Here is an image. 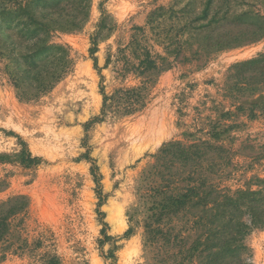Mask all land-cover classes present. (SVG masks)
Segmentation results:
<instances>
[{"label": "rangeland", "instance_id": "rangeland-1", "mask_svg": "<svg viewBox=\"0 0 264 264\" xmlns=\"http://www.w3.org/2000/svg\"><path fill=\"white\" fill-rule=\"evenodd\" d=\"M4 1L11 15L36 0ZM67 8L79 23L77 1ZM17 22L9 16L0 35L10 52ZM50 43L66 49L70 71L36 99L20 96L0 57V203L27 202L0 264H155L144 222L158 164L179 188L195 181L264 197V83L230 78L264 54V0H90L82 28ZM147 55L159 72L146 69ZM133 89L144 96L140 112L102 119V92ZM173 142L197 146L192 160L173 149L159 161ZM245 244L246 264H264V229Z\"/></svg>", "mask_w": 264, "mask_h": 264}, {"label": "trees", "instance_id": "trees-1", "mask_svg": "<svg viewBox=\"0 0 264 264\" xmlns=\"http://www.w3.org/2000/svg\"><path fill=\"white\" fill-rule=\"evenodd\" d=\"M71 1H23L10 15L5 1L0 0V35L11 30L7 19L14 16L18 22L13 30L21 38L17 42L18 52H10L0 42V51H6L0 52V57L8 60L13 85L25 100L46 94L70 71L66 49L50 42L53 34L79 30L85 23L90 0H76L82 14L77 24L67 21L72 18L67 14ZM90 52L94 54L95 50ZM149 57L145 59L146 69L159 72ZM246 72L250 75L245 78ZM230 78L238 83L254 80L264 83V54L234 66ZM140 92V89L117 91L110 97L102 92V119L111 109L124 116L140 112L145 107ZM195 148L198 147L173 142L164 146L158 160L163 162L173 149H177L178 157L192 160L190 150ZM163 169L164 164H158L149 174L152 187L147 189L145 197L150 205L144 222L145 247L152 261L155 264H246L247 237L256 229H264L262 193L239 191L230 195L213 188L207 191L206 186L202 188L195 181L179 188L165 178ZM210 194H214L213 198H209ZM26 208V198L22 196L0 203V245L8 237L12 220Z\"/></svg>", "mask_w": 264, "mask_h": 264}, {"label": "bare ground", "instance_id": "bare-ground-1", "mask_svg": "<svg viewBox=\"0 0 264 264\" xmlns=\"http://www.w3.org/2000/svg\"><path fill=\"white\" fill-rule=\"evenodd\" d=\"M147 140V139H146Z\"/></svg>", "mask_w": 264, "mask_h": 264}]
</instances>
